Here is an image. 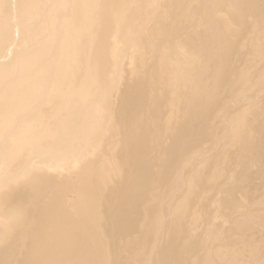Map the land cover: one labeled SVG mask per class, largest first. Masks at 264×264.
<instances>
[{
  "label": "bare ground",
  "instance_id": "1",
  "mask_svg": "<svg viewBox=\"0 0 264 264\" xmlns=\"http://www.w3.org/2000/svg\"><path fill=\"white\" fill-rule=\"evenodd\" d=\"M238 170L264 0H0V264H264Z\"/></svg>",
  "mask_w": 264,
  "mask_h": 264
},
{
  "label": "rangeland",
  "instance_id": "2",
  "mask_svg": "<svg viewBox=\"0 0 264 264\" xmlns=\"http://www.w3.org/2000/svg\"><path fill=\"white\" fill-rule=\"evenodd\" d=\"M239 38V36L237 38H235L233 41H236ZM233 41H231L233 43ZM235 175L232 177L233 179L231 180V188L233 190H235L236 196L240 197L241 196V189H243V192H245L246 195H248L249 198V193H263L264 191V187H263V178L264 175L260 174L257 176V179L254 181V184H250L249 178H241L242 176V172L240 170L235 171L234 173ZM241 184V186H240ZM239 189V190H237Z\"/></svg>",
  "mask_w": 264,
  "mask_h": 264
}]
</instances>
